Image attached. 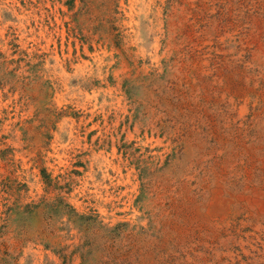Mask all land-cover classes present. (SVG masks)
I'll return each instance as SVG.
<instances>
[{
  "label": "rangeland",
  "instance_id": "374dc122",
  "mask_svg": "<svg viewBox=\"0 0 264 264\" xmlns=\"http://www.w3.org/2000/svg\"><path fill=\"white\" fill-rule=\"evenodd\" d=\"M0 264H264V0H0Z\"/></svg>",
  "mask_w": 264,
  "mask_h": 264
}]
</instances>
